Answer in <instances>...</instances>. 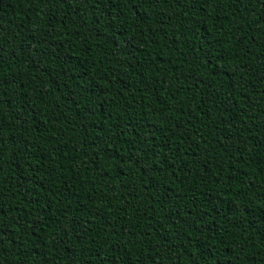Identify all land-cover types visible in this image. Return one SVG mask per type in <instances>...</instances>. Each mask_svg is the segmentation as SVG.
<instances>
[{
  "label": "trees",
  "instance_id": "1",
  "mask_svg": "<svg viewBox=\"0 0 264 264\" xmlns=\"http://www.w3.org/2000/svg\"><path fill=\"white\" fill-rule=\"evenodd\" d=\"M0 264H264V0H0Z\"/></svg>",
  "mask_w": 264,
  "mask_h": 264
}]
</instances>
